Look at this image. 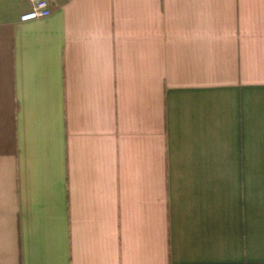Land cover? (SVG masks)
<instances>
[{
	"label": "crops",
	"instance_id": "obj_1",
	"mask_svg": "<svg viewBox=\"0 0 264 264\" xmlns=\"http://www.w3.org/2000/svg\"><path fill=\"white\" fill-rule=\"evenodd\" d=\"M0 0V264H264V0Z\"/></svg>",
	"mask_w": 264,
	"mask_h": 264
},
{
	"label": "built area",
	"instance_id": "obj_2",
	"mask_svg": "<svg viewBox=\"0 0 264 264\" xmlns=\"http://www.w3.org/2000/svg\"><path fill=\"white\" fill-rule=\"evenodd\" d=\"M29 2L31 4L30 9L20 15L21 21L44 18L51 13L49 0H29Z\"/></svg>",
	"mask_w": 264,
	"mask_h": 264
}]
</instances>
